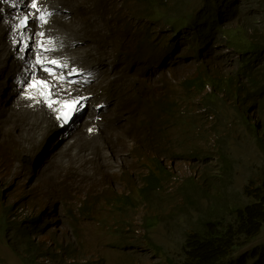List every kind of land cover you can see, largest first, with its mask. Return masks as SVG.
Masks as SVG:
<instances>
[{
  "label": "clouds",
  "instance_id": "clouds-1",
  "mask_svg": "<svg viewBox=\"0 0 264 264\" xmlns=\"http://www.w3.org/2000/svg\"><path fill=\"white\" fill-rule=\"evenodd\" d=\"M172 1L163 0L166 12L176 11ZM226 1L186 0L188 18L173 20L159 15L158 3L150 11L140 0L110 10L105 0H76V15L84 20L88 10L97 18L109 13L107 27L114 34L107 36L102 25L91 24L90 31L100 36L87 38L70 20L69 3L35 0L33 8L34 0H0V55L7 57L0 78V235L21 240L12 244L21 264H146L153 258L150 264H175L181 257L176 248L161 250L154 244L170 247L167 235L170 242L177 240L179 228L188 226L187 217L195 212L196 198H204L189 191V177L214 180L207 165L201 173L210 176L190 174L176 187L172 180L183 174L178 166L189 169L200 155L213 152L218 181L220 167L232 156H250L264 165V150L250 126H259L263 140L264 127L250 103L240 100L260 85L264 68L259 52L235 37L241 29L243 40L260 41V33L244 25L263 17L264 2ZM189 18L195 26L184 25ZM59 34L73 49L58 41ZM170 82H177L181 97L167 101ZM145 93L153 97L143 107ZM73 100L79 101L77 110L65 122L59 118L62 106ZM94 115L97 124L87 130L86 119ZM174 115L180 125L168 135ZM190 131L200 140L197 151L189 147ZM125 139L130 141L126 148L121 144ZM205 139H212L211 149L200 151ZM222 153L227 154L224 161ZM49 158L69 180V190L59 181L42 187ZM103 158L115 173L102 164ZM85 185L91 194L87 189L78 197L77 187ZM164 202L175 203L176 211L163 213ZM98 203L107 204L110 214L97 217ZM114 211L123 218L116 220ZM59 212L74 222L56 229ZM84 218L96 222L80 226ZM137 226L148 231L142 252L129 244ZM258 235L240 244L241 250L252 247Z\"/></svg>",
  "mask_w": 264,
  "mask_h": 264
},
{
  "label": "trees",
  "instance_id": "trees-1",
  "mask_svg": "<svg viewBox=\"0 0 264 264\" xmlns=\"http://www.w3.org/2000/svg\"><path fill=\"white\" fill-rule=\"evenodd\" d=\"M140 2L146 4V11H150L151 7L158 3L162 8L159 15L168 19L170 16L173 20L188 18L189 11L185 10L186 0H173L172 4L176 11L171 13L163 9V0ZM209 2L218 5V0ZM228 4L227 0L224 5ZM118 12L128 27L129 23L125 20L124 14ZM193 21V18H189L184 25L195 26ZM256 23L255 31L260 33V41L243 40L246 32L241 29L236 31L235 37L259 52L255 53L260 57L264 68V36L261 32L264 12L263 20ZM240 100L242 104L250 103L253 112L260 118L259 124L264 127V77L254 91ZM235 118L242 121L241 126L244 130V120L238 114ZM250 127L255 131L252 137L264 150V140L259 135L261 129L256 124ZM221 157L224 161L227 154L222 153ZM188 181L189 191L192 190L196 196L204 198H196L195 212L187 217L188 226L179 228L178 239H172L170 247L153 243L157 249L176 248L181 257L175 264H264V240H258L252 247L244 250H241L239 242L240 238H248L249 243L264 226V165H257L250 156L242 158L235 155L224 161L220 167L218 181L205 182L194 177H189Z\"/></svg>",
  "mask_w": 264,
  "mask_h": 264
},
{
  "label": "rangeland",
  "instance_id": "rangeland-1",
  "mask_svg": "<svg viewBox=\"0 0 264 264\" xmlns=\"http://www.w3.org/2000/svg\"><path fill=\"white\" fill-rule=\"evenodd\" d=\"M63 2L65 1L64 4L69 3V9L71 10V18L70 20L74 21L78 27L79 32L81 33V35H85L87 38H91L94 36H100L97 35L95 32L90 31L89 29V25L91 24H95L94 26H99L102 25V33L107 35V36H111L114 33L109 32L108 27H107V17L109 15V13H103L100 18H97L95 16H93L91 14V11L88 10L87 13V20L82 19L80 16L76 15V10H77V3L75 0V4L72 5L70 3L73 2V0H62ZM139 0H105L106 5L110 8V10L113 9H122L123 6L127 7V5L129 4H134L135 6L138 4ZM263 17L261 14L258 15V18H256L257 22L262 21ZM246 24L244 25L245 28H247V30L251 31L255 28H257V23L256 22H251L250 20H245ZM230 26L236 27L235 24H231ZM228 27V26H227ZM261 32L264 34V25L262 26V30ZM71 42V41H70ZM72 43V42H71ZM73 45V43H72ZM172 76H174L171 73ZM169 85V94L166 96V100L169 101V99L171 97H176V98H180L181 97V88L178 86L177 82H170L168 83ZM153 95H150L148 93L144 94V102H143V107L146 106L147 104L150 103L151 99H152ZM178 105V104H176ZM181 105V104H179ZM198 112V111H197ZM190 115L194 116V111H190L189 113ZM201 116H198L197 119L201 120ZM178 116L174 115V117L172 119H170V122L168 123V127L166 128L167 134L169 135L170 132L172 131V128L174 125L178 126V124L180 125V123H178L177 121ZM196 118H191L189 120V122H193V120H195ZM200 120L198 122V124L200 123ZM205 120H202V122H204ZM181 130H183V128H180ZM198 130L203 134L202 128H198ZM189 136L191 138V143H189V147L191 150L193 151H197L198 150V146L200 145V140L198 139V137L195 135V133L193 132H188ZM194 143H197L194 147ZM123 147H125V143H121ZM212 144V139L209 141L207 139H205L202 143L201 146V150H205L211 147ZM211 149V148H210ZM125 151V150H124ZM194 157L191 162L195 161ZM38 159V158H37ZM101 159H102V154H101ZM50 161L51 159L49 158L43 165V171H42V179H41V183H42V187L43 188H48L53 184L59 185L58 181L60 183L63 184V188L64 190H69L70 186H69V180L66 178H63V175L56 171L51 165H50ZM102 164L106 166L107 170L110 171H115L113 168L114 166L112 165L111 162H107L106 160L102 161ZM207 165H211L212 169H211V176L213 177L214 181H216L218 179V171H216V168L219 166L218 162H217V158L216 156L213 154V152H210L209 154L206 155H200L196 162L192 165H190L189 169L186 168L185 165H179V170L183 172L182 175H179L178 178L173 179L171 184L175 185L176 187L179 186L182 182L183 179L187 176H189L190 174H196L199 175L201 173V171L205 170L204 168L207 167ZM201 175L204 176H210L208 174L207 171H204L203 173H201ZM215 175V176H214ZM87 189H89V194H91V189L88 188L87 185L85 186H81V187H77L76 189V195L78 197H83L87 191ZM15 192H17V190H15ZM61 198V197H60ZM18 199H20V196H18ZM71 203L72 206L73 203L71 201H69ZM99 204V203H98ZM28 205L26 204V209H24L25 211L28 210L27 213H29V211L31 210L29 207H27ZM75 207V206H74ZM176 204L175 203H170V202H164L162 204V212L165 214L168 213H172L176 211ZM185 209L187 211H191V208L189 205H185ZM22 209L19 210V213H21ZM32 211V210H31ZM0 212H2V200L0 199ZM61 212H63V207H61ZM109 207L107 206V204H99V209H98V216L97 217H104L109 215ZM114 218L120 219L123 218L122 215H118L117 212L114 211L113 213ZM59 220L57 221V227L56 229H58L62 223H68L69 225H71L74 221L72 219H70L69 217H67L66 214L64 213H60L59 212ZM1 216V213H0ZM85 219V218H84ZM85 221L88 224H95L96 220H91V219H85V220H81L79 222V225H83L85 223ZM1 231V228H0ZM58 233L61 232L62 230L59 229L57 230ZM52 233V232H51ZM148 234V231L141 228V227H136L135 231H133L130 234V240L131 242H129V244L131 245V249L136 250L138 252H142L145 248L144 245L145 243V236ZM66 233L64 232L62 235H59V237L63 238L65 237ZM155 235H158V232H155ZM38 235L34 236V237H38ZM170 237L171 235H167L166 241L167 243H171L170 242ZM246 239H239V242L241 245H246ZM65 240V239H64ZM258 240H264V226L262 227V229L260 230V233L258 235V237L256 239H254V242L258 241ZM14 241H17L19 244H21V240L16 238V239H8L5 235H0V264H21L20 260L15 256L16 250L13 248L12 244L14 243ZM251 243L253 242V239L250 241ZM142 247H139L141 246ZM250 245V244H249ZM249 245H247L246 247H248ZM253 245V244H252ZM156 260V258H153L152 261L147 262L146 264H150L153 263Z\"/></svg>",
  "mask_w": 264,
  "mask_h": 264
},
{
  "label": "bare ground",
  "instance_id": "bare-ground-1",
  "mask_svg": "<svg viewBox=\"0 0 264 264\" xmlns=\"http://www.w3.org/2000/svg\"><path fill=\"white\" fill-rule=\"evenodd\" d=\"M65 2V1H64ZM56 15L58 14V12H56L55 13ZM60 30V29H59ZM58 30V31H59ZM58 41L60 42V43H62V44H64L65 46H68V47H70V48H72L73 49V45H72V43L70 42V41H68L67 40V38H66V35H64V34H59L58 35ZM71 58H72V60L74 61V57L71 55ZM6 63H7V57H4V55H0V78L2 77V75H3V72H4V70H5V66H6ZM73 64H78V63H76V62H73ZM3 102H4V100L2 99V98H0V105H2L3 104ZM92 114H94V111H92ZM37 117H38V119L40 120H44V121H50L49 120V118H47V117H45V116H43V115H40V114H35ZM90 120H92V121H90ZM86 124H88V127H87V130L93 125V124H97V122L95 121V115L94 116H92L91 118H87L86 119ZM101 123H98V125H100ZM88 133V132H87ZM123 143H125V147L124 148H126V147H128L129 145H130V141L129 140H123L122 141ZM125 150V149H124ZM112 173H115V171H111Z\"/></svg>",
  "mask_w": 264,
  "mask_h": 264
},
{
  "label": "snow or ice",
  "instance_id": "snow-or-ice-1",
  "mask_svg": "<svg viewBox=\"0 0 264 264\" xmlns=\"http://www.w3.org/2000/svg\"><path fill=\"white\" fill-rule=\"evenodd\" d=\"M31 6L33 8L37 7V5L35 3V0H34V2L32 3ZM41 18H43V17H41ZM26 24H27V17H25L23 19V21H21V25L22 26L26 25ZM51 63H56V61H52ZM40 84H43L44 86H47L45 84V82H43V81H41ZM33 86H35V85H33ZM78 103H79V101H77V100H73L71 102H65L63 104V106H62L64 110L60 112V117L59 118L62 119L63 121H65V122L69 121L72 118L73 113L77 110ZM49 106H51V104H49Z\"/></svg>",
  "mask_w": 264,
  "mask_h": 264
}]
</instances>
